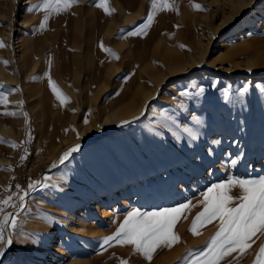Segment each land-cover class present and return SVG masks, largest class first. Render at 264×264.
Wrapping results in <instances>:
<instances>
[{"label":"rangeland","instance_id":"1","mask_svg":"<svg viewBox=\"0 0 264 264\" xmlns=\"http://www.w3.org/2000/svg\"><path fill=\"white\" fill-rule=\"evenodd\" d=\"M6 1L9 17L0 18V97H6L0 103V201L12 200L2 205L0 221L14 214L16 227L6 226L5 238L7 232L13 242L21 232L38 236L37 228L50 237L61 232L66 253L53 257L58 264H191L221 226L214 219L198 225V235L190 231L208 188L230 179L264 177V67L250 71L228 60L210 64L222 50L218 42L238 44L239 34L244 41L264 39V0L252 1L241 19L220 30L212 28L220 22L212 0H168L169 7L155 11L140 35L128 33L147 22L151 0H109L115 10L111 15L96 6L99 0H78L58 13L56 5L48 11L35 7L43 0ZM193 8L211 15L207 28L193 24ZM24 10L29 17L25 27L20 25ZM209 32L212 40L201 61L181 72L165 70L166 57L185 59L181 53L189 51L191 41H206ZM20 34L33 40L35 70L22 64ZM238 57L247 59L251 52ZM145 66L165 71L163 77L153 80L142 70ZM139 78L152 90L143 112L131 119L127 114L106 118L107 111L134 100L126 97ZM53 85L67 97L65 103ZM83 130L88 141L61 163L70 144L80 143ZM228 195L239 197L241 189L233 186ZM122 197L128 204L122 205ZM90 199L97 204L86 207ZM182 203L189 208L173 227L179 241L157 249L150 261L132 245H103L133 209L156 212ZM115 204L119 207L104 216L102 208ZM258 236L246 254L233 253L221 264H255L264 245V235ZM13 245L0 242V249L8 256Z\"/></svg>","mask_w":264,"mask_h":264},{"label":"snow or ice","instance_id":"2","mask_svg":"<svg viewBox=\"0 0 264 264\" xmlns=\"http://www.w3.org/2000/svg\"><path fill=\"white\" fill-rule=\"evenodd\" d=\"M151 2L153 11L148 14L147 22L140 27L139 31L130 32L129 35L143 33L145 29L150 27L154 12L169 7L168 0H151ZM75 3H78V0H43L42 4L35 7L48 11L52 9L53 5H56L55 11L58 13L61 10H67ZM108 4L109 0H99L96 6L102 8L106 14L111 15L115 10L111 9ZM194 7L197 10L201 9L199 4L194 5ZM47 19L46 16L45 21ZM44 26L42 22L40 27L43 28ZM2 46L4 44L0 41V47ZM101 48H104L103 44H101ZM104 50L111 54L109 49ZM4 63L7 64L8 62L4 61ZM53 91L61 103H65L67 97L63 96L54 85ZM5 102L6 97H0V103ZM5 114L16 115L15 113ZM184 131L191 134V130L188 128H185ZM78 147L66 152L61 158V163L68 158L71 152L77 151ZM231 163L235 165L237 161L233 159ZM233 186H238L241 189L239 197L228 195V191ZM29 187L32 188L34 185L30 184ZM23 199L24 196H21V202ZM11 200L12 197L9 196L6 200L0 201V211L3 210L2 205L10 204ZM233 200H238L239 203L235 206H229ZM203 203L204 209L193 220L190 231L194 235H198V225L202 226L214 219H219L221 226L219 231L210 238L206 247L191 261V264H221L222 260L232 256L233 253L243 256L255 243L253 238L258 239V234L264 235V177L251 180L236 178L225 183L212 185L204 193ZM188 208L189 203H182L175 208H165L156 212L141 213L139 209H133L127 213L115 234L105 237L102 243L108 245L115 241L121 245H132L136 253L142 254L150 261L157 249L161 247L171 248L174 243L179 241V237L173 232V227L182 211ZM6 226L16 227L14 214L9 213L4 220L0 221V242L11 246L13 243L11 237L5 238L4 229ZM3 254L4 250L0 249V256ZM255 264H264V245L259 249Z\"/></svg>","mask_w":264,"mask_h":264},{"label":"bare ground","instance_id":"3","mask_svg":"<svg viewBox=\"0 0 264 264\" xmlns=\"http://www.w3.org/2000/svg\"><path fill=\"white\" fill-rule=\"evenodd\" d=\"M31 1L32 0H25L22 2V4H27V3H30ZM252 1H254V0H212V2L214 3V7H215L213 12H218L220 15V17H219L220 22L217 24L212 23L213 24L212 28L215 30H220L223 27H225L226 25H230V23H234V22L238 21L239 19H241V14L246 11V9L251 5ZM6 2L7 1L5 0L4 3L0 4V18H3L5 16L9 17V12L6 13V11H5V7L9 6V5L5 4ZM187 4H189V3H187ZM183 5H184V3H183ZM187 7H189V5H187ZM259 7L262 8V4ZM2 8H4V9H2ZM9 9H11V7H9ZM186 10H184V11H186ZM192 11H193V14L191 16V20H192L193 24H195L196 22L197 23L199 22L205 28H207V25H209V21H210L209 18L211 17V15L209 16V15H207V13H202L203 11H201V13H197L195 11V8H193ZM23 12H24V15H22L23 19H22L20 25H24V27H25L28 24L27 21H28L29 17H28V14L26 13V10H24ZM180 13L181 12H179V14ZM212 16H213V14H212ZM20 35H22V34H20ZM207 35L208 36H207L206 41H203V40L199 41L198 40V42H196V43L191 41L190 49H188L189 51L185 52V54L181 53V55L185 59L182 60L179 55H174V54L166 57L165 58V65H166L165 70H167L169 73L181 72L185 69L186 65H188V64L193 65L195 62L201 61L205 57L207 47L211 43V40H212V36H211L210 32ZM238 39H240V41H242V40L244 41L245 38L243 37L242 34H239ZM240 41H239L240 44L239 43L237 44L235 42L236 45L234 44L232 46H229V44H228L229 41L228 42L222 41L221 44L218 42V44L220 45L222 50L218 51L219 53H216L217 55L213 56V58L210 59L211 60L210 64L215 65L217 62L223 63L226 60H228V61H231L234 65H236L238 68L249 69L250 71L255 70V68H257L258 66L264 67V39L248 40V41H244V42L242 41V43ZM17 42H19V46H20L19 52H21V55H20L21 58L20 57L19 58L22 59L21 60L23 62L22 64L25 67L28 66V68H29V66L32 67L31 70H33V69L35 70V68L37 67L38 60L36 61L34 58V54H35L36 50L34 48L33 40L22 35L18 38ZM232 43H234V42H232ZM88 45H87V47H89ZM247 51L251 52V57H249L247 59H241L238 57L239 54L247 52ZM167 52H168V50H167ZM177 54H178V52H177ZM86 65H89V64L86 62L85 66ZM145 67L142 70L144 72H146L148 74V76H150L153 80H157L159 77H163V74L165 72L162 70H155L153 67H150V66H145ZM22 68H24V67H22ZM219 68L224 69L223 66H221ZM0 69H1V66H0ZM23 71H24V69H23ZM38 74H35V75L37 76ZM35 75H34V77H35ZM30 77L32 78V76H30ZM30 77H28V78L31 79ZM35 79H36V77H35ZM141 80H142V78H139V80H135V82H132V84L134 83L133 85L131 84L132 86L131 85L129 86V88L130 87L131 88L127 93L129 95L126 98H128V99L134 98V100L133 101L130 100V103H126V104L121 103L122 106L120 105V106H117V108L112 109L111 111H107L106 118H108V116L111 118L112 117H118L121 115L126 116V114L130 119L134 118L135 116L137 117V115L143 110L145 103L149 99H151V97H152V90L143 86V84L140 83ZM29 81H31V80H29ZM31 87H33V86H31ZM51 89H52V87H51ZM30 90H32V89H30ZM35 93H37V92H35ZM98 93H96V94H98ZM137 96H139V97H137ZM93 97H91L92 100H93ZM123 97H124V95H123ZM135 98H136V101H138L136 103L134 102ZM128 117H127V119H128ZM117 121H115V122H117ZM83 126H85V125H83ZM109 128L112 129L113 125L110 126ZM84 130H86V129L84 128ZM84 130L82 131L83 138H81L80 143L78 144L77 141L72 142L70 144L71 148L77 147L78 145H82L88 141L89 137L86 136V134H84ZM105 130H106L105 128L102 129V131H105ZM201 165H202V167H204L205 163L202 162ZM56 172L58 173V175L56 174L57 176L63 177V172H61V170L57 169ZM23 196L26 197L27 195H23ZM25 201L26 200L23 199L22 205L25 203ZM120 201L122 202V205L128 204V199L126 197L120 198ZM93 204L96 205L97 203L90 199L88 201V204H86V207L89 205H93ZM117 207H119V205H117V204L111 205V206H105L102 208V213L104 216H110V214H112L114 212V210L117 209ZM74 219H75V222L78 220L77 218H74ZM68 226L71 227L70 225H68ZM81 228H82L81 230L80 229H78V230L84 231V228L83 227H81ZM35 233L38 236L32 237V236H29V235L21 232L18 239L12 243V244H14L13 245L14 247H13V251L11 254L6 256L7 252L3 249L4 254L2 256L5 258L3 261H0V264H58L57 261L53 257L58 256V258L60 259L66 253V250L64 248H62L60 246V243H59V239L62 236L61 232H59L54 237L53 236L50 237L48 232L37 228L35 230ZM6 235H7V238L11 237L9 232H7ZM47 238L50 239V241H48ZM11 239H12V237H11ZM45 241H46V243H45ZM237 256H238V254H237ZM62 258H64V257H62ZM77 262L79 264H89V262H87L86 260H81V261H77ZM71 263H73V262H71ZM231 263H232V261H231Z\"/></svg>","mask_w":264,"mask_h":264}]
</instances>
